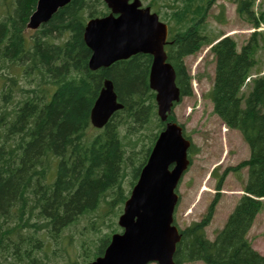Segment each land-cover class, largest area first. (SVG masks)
<instances>
[{
  "label": "trees",
  "instance_id": "trees-1",
  "mask_svg": "<svg viewBox=\"0 0 264 264\" xmlns=\"http://www.w3.org/2000/svg\"><path fill=\"white\" fill-rule=\"evenodd\" d=\"M36 1L0 0V264H44L40 252L45 237L56 241L66 227L100 204L113 213L117 205L121 208L128 194L120 189L125 156L117 122L141 125L155 115L154 93L148 87L151 56L138 53L97 71L87 68L90 50L83 41L84 23L108 12L102 1L71 0L26 35ZM150 1L155 6L160 2ZM213 1L183 0L172 13L174 31L166 49L182 95L190 94L191 79L184 57L214 41L203 34L205 14ZM249 4L237 0L238 11L250 13ZM256 35L239 50L227 36L210 47L215 57L209 91L213 110L241 132L250 149L248 159L217 177L216 190L228 170L247 167L246 194L209 239L204 228L220 196L216 191L203 219L181 230L175 264H264V255L252 248L246 236L261 206L258 198L264 196V75L252 81L248 92H241L257 63ZM104 77L113 81L124 107L102 133L85 140L89 111ZM52 159L57 161L56 170L46 180L48 169L39 173V165L45 167L47 162L49 167ZM140 161L132 168V184L144 163ZM111 232L98 237L92 259L102 253ZM51 250L56 253V248ZM82 253L86 257L87 248Z\"/></svg>",
  "mask_w": 264,
  "mask_h": 264
},
{
  "label": "rangeland",
  "instance_id": "rangeland-1",
  "mask_svg": "<svg viewBox=\"0 0 264 264\" xmlns=\"http://www.w3.org/2000/svg\"><path fill=\"white\" fill-rule=\"evenodd\" d=\"M141 1L143 5L147 4V0ZM236 1L214 0L210 5L203 22V33L209 39H215L221 34L229 35L240 47L251 35L255 29L252 17L244 12H238ZM166 2L171 3L172 0L160 1L159 17H162V21L174 24L171 20L172 13L176 6L182 5V0H175L169 6L164 5ZM173 4L176 6H171ZM250 9L254 11L255 18L260 14L264 17V0H251ZM24 32L26 35H31L34 30L25 29ZM261 33L264 39V34ZM256 40L258 45L255 57L264 61V48L262 47L264 41L258 34ZM184 63L191 76V94L183 96L174 105L171 115L184 127L185 134L192 141L193 149L190 153L192 163L177 188L179 198L175 207L174 220L179 228H184L202 217L216 193L214 179L216 175H219V172L226 166L235 165L246 158L249 152L238 132L233 129L227 130L221 119L213 112L208 93L214 78L215 61L209 45H203L195 54L186 56ZM247 88L243 89L244 92ZM151 118V122L147 121L141 125L124 119L117 122L118 136L124 145L125 152V166L120 181V189L124 194H129L131 188L132 168L138 164L140 159H143L146 147L149 146L154 133L159 130L155 125L156 117ZM86 132L88 135L97 133L92 128L87 129ZM55 165L56 159L49 161V171L53 170ZM215 168H218V171L214 174ZM246 177V169H242L239 173L229 172L226 175L218 202L214 206L212 220L205 228L209 239H213L215 232L222 228L225 218L242 194L241 181ZM109 198L110 196L107 197ZM262 202L263 207L255 218L247 238L252 248L264 255V199ZM114 209L113 213L105 204H100L95 211L81 215L75 223L64 230L57 241H53L56 253L48 251L47 259L43 258L44 264H71L73 260L81 264L88 261L85 260L86 258L92 259L94 253H91L95 251L98 237L102 233L111 232L112 229L117 228V219L122 208L117 205ZM83 248L88 250L86 257H82ZM41 255H43L42 252ZM185 264L203 263L197 261Z\"/></svg>",
  "mask_w": 264,
  "mask_h": 264
},
{
  "label": "water",
  "instance_id": "water-1",
  "mask_svg": "<svg viewBox=\"0 0 264 264\" xmlns=\"http://www.w3.org/2000/svg\"><path fill=\"white\" fill-rule=\"evenodd\" d=\"M69 1L37 0L27 27L36 29ZM104 1L111 12L88 20L83 31V40L91 50L89 69L106 67L136 53L151 54L149 86L156 91L157 113L165 121L172 102L179 99L175 71L166 61L163 48L166 24L160 22L156 14H150L148 7L138 8V0L131 3L128 0ZM121 107L112 81L105 79L90 109L91 123L96 127L103 126ZM188 146L189 141L182 137L181 127L167 122L124 203L118 218L122 233L112 235L103 256L89 264H174L175 244L180 238L177 229L171 226L177 201L174 188L189 163Z\"/></svg>",
  "mask_w": 264,
  "mask_h": 264
},
{
  "label": "bare ground",
  "instance_id": "bare-ground-1",
  "mask_svg": "<svg viewBox=\"0 0 264 264\" xmlns=\"http://www.w3.org/2000/svg\"><path fill=\"white\" fill-rule=\"evenodd\" d=\"M31 15H32V13L29 15V18H30ZM29 18H28V22H29ZM28 22H27V23H28Z\"/></svg>",
  "mask_w": 264,
  "mask_h": 264
}]
</instances>
